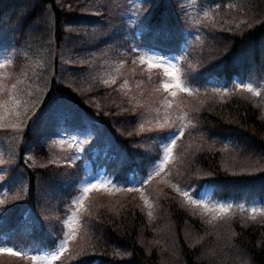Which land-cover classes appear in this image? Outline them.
<instances>
[{"label":"trees","instance_id":"obj_1","mask_svg":"<svg viewBox=\"0 0 264 264\" xmlns=\"http://www.w3.org/2000/svg\"><path fill=\"white\" fill-rule=\"evenodd\" d=\"M131 1L145 10L136 27L124 19ZM212 1L222 8L213 11L219 16L210 21L213 33L226 18L249 15V22L230 31L223 50L198 60L215 58L200 85L215 82L222 89L186 92L187 119L181 126L188 130L175 136L167 164L151 172L160 151L149 136L158 126L144 129L141 114L132 110L138 88L127 74L136 66L127 56L116 67L117 55L131 40L139 53L166 49L168 41L179 47L180 37L167 29L180 0H0V69L12 65L4 79L18 84L22 95L20 107L15 105L20 117L12 111L13 118L0 120V244L19 253L0 251L7 253L0 259L31 264L33 252L57 245L91 160L121 183L95 188L91 200H98L78 209L74 235L56 264H243L242 259L264 264V209L251 215L234 206L212 214L181 190L193 187L197 193L213 185L215 195L240 198L246 192V198L264 202V0ZM207 39L214 40L209 34ZM4 47L18 54L10 63ZM98 60L116 74L99 83L86 81L77 68ZM250 75L262 93L251 99L241 94V82ZM147 76L143 72L144 79L158 80ZM80 129L99 135L84 141L82 153L72 148L69 159L54 156L57 148L46 142L48 136ZM141 142L153 146L143 149ZM136 172L137 191L128 184ZM142 191L155 198L146 203ZM202 212L203 222L194 221ZM166 231L176 232L174 251Z\"/></svg>","mask_w":264,"mask_h":264},{"label":"rangeland","instance_id":"obj_2","mask_svg":"<svg viewBox=\"0 0 264 264\" xmlns=\"http://www.w3.org/2000/svg\"><path fill=\"white\" fill-rule=\"evenodd\" d=\"M131 2H134V4L128 7L126 12L127 18L124 19L127 22V26L130 25L136 27L139 17L141 16V14L145 13V10L140 8V2ZM174 7L176 10L175 19L174 21L172 20V27L168 28L167 30L171 33V35L174 34L180 37V46L176 49V52L178 54L167 53L168 55H160L157 53L151 54L149 52L143 53L142 51L139 53L137 51L138 44L131 40L132 43H130L127 47L122 48V50H125V53H123V51H121L119 47V50L123 54L120 53V55H117L118 58L131 56L130 63H133V66H136L135 68H132L131 71H129V73L127 74L128 77L133 79L135 86L138 88L135 94H133L131 97L132 110L135 109L134 113L137 115L141 114L140 120L141 124L143 121L144 129L148 130L152 129V127H155V125L158 126L155 131L149 136L155 137V140L157 139L160 151L159 156H157L155 161L156 164L152 167L151 172H155L162 165L167 164L166 161H168V159L172 157L173 137H175L177 133L179 136H181L188 130L182 128L183 126H181V124L187 119L185 118V114H187L188 104L185 102V96L190 93L186 92L192 91L197 88L201 90L218 88L222 89V86L220 84L217 85L215 82L211 81L210 82L215 84L216 86L206 87L200 85L203 81V79L200 78L201 74H204L206 72L207 67L210 65V62L215 58L200 62L198 60L204 59L207 52H210V54L214 55V53L218 50H223L224 44L227 43L230 37V31L237 30V27H242V25L248 23L250 19L249 15L245 17L237 15V17H233V20L231 22L226 18V21L220 22L223 24L219 23L217 28L219 32L213 33L212 30L214 28L210 27V21H213V23L217 21L216 18H219V16H217L213 11L215 8H220V6L218 7L215 2H213L212 0H180L179 3L174 4ZM148 13L149 12L147 11L145 15L146 19L149 17ZM184 30H186L187 32H184ZM208 34L210 38L214 40L209 41V39H207ZM127 42L128 41L126 37V41L123 42V45H126ZM12 47L3 48L8 53V57L5 59V61H7L8 63H10L14 55L17 54L15 50H12ZM122 61L123 58H120L117 61L116 67L120 65ZM8 63L1 66H4V68H6ZM137 63H141L140 65H142V69L137 66ZM103 67V60H98V62H83V65L78 67L77 69L80 74H83L86 81L99 83L100 79L106 80V78L110 77V75L116 74L113 71L107 73ZM11 68L12 65H9L7 69H0V120L4 119L3 115L5 117L13 118L12 111L14 115H17V118L20 117V111H18L15 106L18 105V101L22 98V95L18 92V84L14 83L13 85H11L4 79L5 73L8 75L13 73V68ZM143 72L145 73V76H156L158 80L152 78L151 80H148V78L144 79L142 77ZM241 83V94L243 96L251 99L262 94L261 89L258 91L257 82H255V78H253L251 75L245 77ZM165 84L169 86L165 88ZM248 87H251L252 91H248ZM184 92L186 94H184ZM103 93L104 92H100L99 94ZM172 93H175V95H172ZM107 97L110 100H113L112 96ZM46 100L47 98L43 99L40 103L45 104ZM100 103L102 104V102ZM51 104H49V106ZM18 107H20V104L18 105ZM198 111L199 110L194 109V112ZM260 113L261 115L264 114V102H262ZM31 115L32 114H29V117ZM56 125L58 126V124ZM51 126L54 127L55 125ZM127 130L130 132L129 129ZM165 131H168L166 137H160L161 134H163ZM9 132L11 133V131ZM71 135H73L74 137H71ZM97 135H99V133H96V131L87 132L83 129L70 131L69 133H66V135L61 134L60 137H58V134L54 132L51 134V136H48L46 142H49L51 146L57 148V150H52V152H54V156H56L57 158H70L72 148H74V150L78 153L84 152V141H90ZM104 135L109 139L110 136L107 134V132ZM149 137L147 138V141H150ZM75 145H77V148H75ZM140 145L143 149L147 147L152 148L153 143L149 144L147 142V144L144 145L141 142ZM85 166L86 172L82 175V178L79 181V187H81V190L76 196L75 206L73 207V211L69 213L64 219L65 232L63 237L58 240L57 245L52 249L42 248V250L33 252L30 260L24 257L25 259L29 260L31 264H56V262L54 261V257H56L59 252L64 249L67 244V239L74 235V230L79 221L78 209L87 207L91 203H94V201L98 200H91L94 194H96L97 189L95 188L103 187L104 189H114L121 183L120 179L114 178L111 173L106 172L104 166H94L91 160H87L85 162ZM128 184L133 187L137 186L136 188H133V190L137 191L140 189L138 187L140 186V183L137 172L136 174H133L129 177ZM181 190L182 192L187 193L188 196H194L195 201L198 202L197 204H199L201 207L208 210L212 214L216 213L222 207L228 208L238 206L240 211H247L251 215H255L257 213L254 211L255 209H264V202L259 201L257 197L250 199L249 197L246 198V192H242V196L238 198L235 196H226L225 194H227V192H223L221 194L222 196L219 194L215 195L212 192L213 185H203L197 193L194 192L193 187L186 189L182 187ZM142 195V200L147 202L155 198V196L152 197V195H149L148 191H142ZM101 196L102 195L98 197ZM200 214L201 216H198L199 218L193 220L203 222L202 218L206 214L203 212ZM175 233L174 231H166L165 233V238L168 242L167 245L169 248L173 249V251L175 248L172 247V242L176 243L177 237V235L175 237ZM226 245L231 248L233 247L229 239L226 241ZM5 247H7L5 244H2V246L0 244V249ZM177 250L184 251L183 248H177ZM239 252H241L243 255L245 253L243 250H240ZM3 254L7 253L0 252V255ZM33 257H36V259L34 260ZM22 260L25 261L24 259ZM240 262L243 264H252L251 261L246 259H242L240 260ZM0 264L22 263L17 261L8 262L0 259Z\"/></svg>","mask_w":264,"mask_h":264},{"label":"snow or ice","instance_id":"obj_3","mask_svg":"<svg viewBox=\"0 0 264 264\" xmlns=\"http://www.w3.org/2000/svg\"><path fill=\"white\" fill-rule=\"evenodd\" d=\"M168 86H169V85H167V84L164 85L165 88H167ZM247 90H248V91H252L251 87H248ZM172 95H175V93H172ZM172 142H173V143L175 142V137H173ZM141 183H143V181H141ZM93 187H95V186H93ZM129 190H131V189H129ZM86 191H87V190H86ZM185 195H187V193H185ZM146 203H147V201H146ZM192 203L195 204L196 201L193 200ZM205 207H206V206H205ZM220 211H221V212H227L228 209L222 207V208L220 209ZM254 211H255V212H259L260 210H259V209H255ZM149 215H151V213H149ZM215 218H216V217H213V219H215ZM0 251H6V252H8V253L11 254V255H19V253H17V252H12L11 249H0ZM54 258H55V257H54ZM33 259L35 260L36 257H33Z\"/></svg>","mask_w":264,"mask_h":264}]
</instances>
